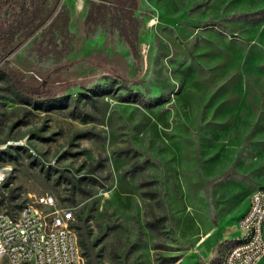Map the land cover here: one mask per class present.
<instances>
[{
	"label": "rangeland",
	"instance_id": "374dc122",
	"mask_svg": "<svg viewBox=\"0 0 264 264\" xmlns=\"http://www.w3.org/2000/svg\"><path fill=\"white\" fill-rule=\"evenodd\" d=\"M94 1L104 2L86 0L84 13L82 0L70 12L66 0H24L52 15L0 70L43 105L105 88L140 101L81 105L93 117L83 123L62 107L15 104L0 82V151L24 149L0 164V186L18 205L52 195L88 207L96 264H217L264 185V0H140L139 61L118 32L84 23ZM60 175L99 184L72 205ZM156 217L166 218L161 234L146 226Z\"/></svg>",
	"mask_w": 264,
	"mask_h": 264
},
{
	"label": "trees",
	"instance_id": "16d2710c",
	"mask_svg": "<svg viewBox=\"0 0 264 264\" xmlns=\"http://www.w3.org/2000/svg\"><path fill=\"white\" fill-rule=\"evenodd\" d=\"M94 2L91 4L90 12L86 17L87 25L91 27L98 23L104 29L118 32L122 39L130 46L134 59L139 61L141 34L134 24V15L140 8V0H104L102 3ZM3 11H7L9 17L3 20V17L0 16V60L12 52L20 41L28 39L34 32L38 31L52 15L50 9L44 8L42 5H37L35 2L32 5L27 4L24 0H0V14ZM0 82L4 83L3 90L9 92L12 97V102L15 104L34 106L39 109L46 105L45 108L50 110L62 107L68 111V114L72 118L80 119L83 123H89L90 120H93V117L86 113L78 112L81 105L87 104L91 108L96 109L103 98L110 96L124 103H137L140 101V96L135 93L118 95L116 89L105 88L89 90V93H82L76 102L71 96H64L60 98L54 97L51 101L43 105V101L35 100L23 93L18 88L13 77L4 70H0ZM124 88L120 86V90ZM29 116H32V112L29 108H25L24 117L28 118ZM20 122L28 124V120H22ZM82 135L88 138H94L95 136L91 132L83 133ZM2 144L0 141V146ZM22 150L24 149L20 147H10L6 151H0V164L17 159ZM29 157L32 158V155L29 154ZM31 164H34V161ZM41 168L43 169V173L49 177L51 171L45 170L43 166L40 167V170ZM100 168H102V160H98L92 164L89 172L95 174ZM63 183L68 185L69 195L62 200L69 201L72 205L75 204L74 196L76 194L89 198L92 189L96 188L99 184L92 177H67L60 175L55 181V185L59 187ZM4 188L5 186H0V206L5 205L7 208L21 207L22 205L17 204L18 196L15 192L12 190L4 194ZM150 194L152 196L156 195L155 192ZM74 207H77V205L71 206L70 208ZM87 211H89L88 207H82L75 212L77 221L74 227L78 237L79 248L86 258L87 264H96L93 258V246L89 240L90 230L88 227L89 219L86 217ZM146 226L161 234L162 229L166 227V218L156 217L152 221H148ZM168 261L174 264L177 259L171 258Z\"/></svg>",
	"mask_w": 264,
	"mask_h": 264
},
{
	"label": "built area",
	"instance_id": "2783aa9c",
	"mask_svg": "<svg viewBox=\"0 0 264 264\" xmlns=\"http://www.w3.org/2000/svg\"><path fill=\"white\" fill-rule=\"evenodd\" d=\"M4 176L0 174V185ZM52 195L0 210V264H87L78 245L75 212ZM239 236L217 264H260L264 259V186L251 195Z\"/></svg>",
	"mask_w": 264,
	"mask_h": 264
},
{
	"label": "crops",
	"instance_id": "0c3cea01",
	"mask_svg": "<svg viewBox=\"0 0 264 264\" xmlns=\"http://www.w3.org/2000/svg\"><path fill=\"white\" fill-rule=\"evenodd\" d=\"M66 2H67V6H68V10H69V12L71 11V10H76V11H81V7H83V5H84V13H86V10H85V6H86V0H82V3H83V5L82 4H79V3H81V0H66ZM141 6V5H140ZM72 15V14H71ZM85 18H86V16H85ZM86 21V20H85ZM84 23H86V22H84ZM264 185H261L259 188H261V187H263ZM259 188H257V189H259ZM256 191V190H255ZM254 192V191H253ZM252 192V193H253ZM252 195V194H251ZM251 195H250V197H249V200H248V203H249V206H250V199H251ZM249 206H248V209H249ZM248 209H247V211H248ZM246 211V212H247ZM245 212V213H246ZM239 234H240V230H239V223H238V234H237V237L239 236ZM237 237H235V239L237 238Z\"/></svg>",
	"mask_w": 264,
	"mask_h": 264
}]
</instances>
